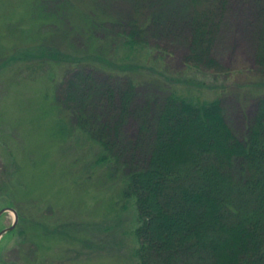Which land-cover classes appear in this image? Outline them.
Returning a JSON list of instances; mask_svg holds the SVG:
<instances>
[{
	"label": "rangeland",
	"instance_id": "rangeland-1",
	"mask_svg": "<svg viewBox=\"0 0 264 264\" xmlns=\"http://www.w3.org/2000/svg\"><path fill=\"white\" fill-rule=\"evenodd\" d=\"M50 1L0 0V209L17 197L20 216L15 232L0 241V264H133L137 219L122 198V174L97 163L98 147L86 142L69 113L79 106L73 98L82 106L97 85L100 94L89 99L90 110L109 107L112 117L120 114L124 101L110 76L118 71L113 62L120 45L112 43L118 29H91L92 12L108 20L98 0ZM173 1L165 0L163 17L177 25L161 23L158 32L150 31L152 43L183 68L185 41L175 38L184 26L173 13L182 0ZM249 1H230L214 50L229 75L215 76L219 89L205 88L206 98L221 99L226 121L240 138L256 113L249 87L258 71L252 40L261 29ZM107 2L127 14L130 0ZM79 58L84 65H71ZM142 100L127 106L120 139L126 150L125 142L136 141L141 128L134 116ZM13 221V213H5L0 232Z\"/></svg>",
	"mask_w": 264,
	"mask_h": 264
},
{
	"label": "trees",
	"instance_id": "trees-1",
	"mask_svg": "<svg viewBox=\"0 0 264 264\" xmlns=\"http://www.w3.org/2000/svg\"><path fill=\"white\" fill-rule=\"evenodd\" d=\"M230 1L182 0L173 11L184 26L175 38L185 41L183 68L152 43L150 28L177 25L163 17L165 0H130L127 14L116 12L115 2L98 0L108 20L90 16L92 30L118 29L112 41L120 45L113 62L118 71L110 76L124 104L115 118L109 107L90 110L89 99L100 94L94 85L82 106L73 98L79 106L69 113L86 142L98 147L97 163L122 174V198L137 219L133 264H264V0H250L261 30L252 40L258 73L249 87L256 113L242 138L227 123L221 99L205 95V88H220L215 76L229 75L214 50ZM71 65L84 64L79 58ZM139 96L134 117L141 128L136 141H124L126 150L122 126Z\"/></svg>",
	"mask_w": 264,
	"mask_h": 264
},
{
	"label": "water",
	"instance_id": "water-1",
	"mask_svg": "<svg viewBox=\"0 0 264 264\" xmlns=\"http://www.w3.org/2000/svg\"><path fill=\"white\" fill-rule=\"evenodd\" d=\"M7 210H8V209H3V211H0V217H1L4 213L8 212L10 209H9L8 211H7ZM10 212H12V213L14 214V221H13V223H12V225H11L10 227H8V228H6V229H4V230H2V231L0 232V241H1L2 237H3L5 234L14 231V230L16 229L18 223H19V214L17 213V211H15V210H10Z\"/></svg>",
	"mask_w": 264,
	"mask_h": 264
},
{
	"label": "flooded vegetation",
	"instance_id": "flooded-vegetation-1",
	"mask_svg": "<svg viewBox=\"0 0 264 264\" xmlns=\"http://www.w3.org/2000/svg\"><path fill=\"white\" fill-rule=\"evenodd\" d=\"M16 199V198H15ZM15 199L14 198H12L10 201H9V203L7 204V206L8 207H5V208H3V209H10V210H15V211H17V208H16V206H15V204H16V202H15ZM15 206V207H14ZM3 209L1 208L0 209V211H3ZM7 210V211H8ZM10 210L8 211V212H10ZM7 213V212H6ZM17 213H18V211H17ZM5 214V213H4ZM4 214L0 217V220H1V218L4 216ZM19 214V213H18ZM14 215V214H13ZM20 220V219H19ZM10 227V226H9ZM8 228V227H7ZM6 229V228H5ZM4 230V229H3ZM16 230V229H15ZM15 230L14 231H12L11 233H9V234H12V233H14L15 232ZM6 235H8V234H6Z\"/></svg>",
	"mask_w": 264,
	"mask_h": 264
}]
</instances>
